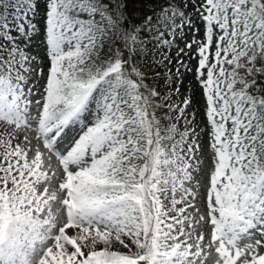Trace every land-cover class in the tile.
Returning <instances> with one entry per match:
<instances>
[{
	"label": "snow or ice",
	"instance_id": "6c2138e0",
	"mask_svg": "<svg viewBox=\"0 0 264 264\" xmlns=\"http://www.w3.org/2000/svg\"><path fill=\"white\" fill-rule=\"evenodd\" d=\"M0 264H264V0H0Z\"/></svg>",
	"mask_w": 264,
	"mask_h": 264
},
{
	"label": "rangeland",
	"instance_id": "374dc122",
	"mask_svg": "<svg viewBox=\"0 0 264 264\" xmlns=\"http://www.w3.org/2000/svg\"><path fill=\"white\" fill-rule=\"evenodd\" d=\"M188 11H189V12L192 11L191 7H189ZM188 38L190 39V35H189ZM35 43L38 45L40 42L37 41V42H35ZM177 43L179 44L180 47H183V46H184V42L181 41V40H179V39H177ZM149 47H151V45H149ZM32 51H33V53H35V52L39 51V49H38L37 47L34 46L33 49H32ZM104 51H107V47H106V46H105ZM165 51H166V50H165ZM176 51H177L176 48H173V49L171 50V56H172L173 58H175V56H176ZM101 55H103V53H101ZM184 59H185V61H187V60H188V57H184ZM195 62H196V61H195ZM195 62L192 60L190 63H191L192 65H195ZM144 70H145L146 74H147L149 77H151V78L154 76L155 72H163V71H164L162 68H159V67H156L154 70L151 69V68H147V67H146ZM190 78H191V75L189 74L188 77H187V78L185 79V81H184L185 85H189ZM153 81H154V80H153ZM156 83H160V84L162 85L163 82H162V81H154V84H156ZM182 91H183V90H182ZM186 94H191V85H189V92L186 93ZM202 120H203V116H200V114L197 112V122L200 123V126H201V127L204 126L203 123H202ZM201 139L204 140L205 142L207 141V137H206V136L201 137Z\"/></svg>",
	"mask_w": 264,
	"mask_h": 264
},
{
	"label": "trees",
	"instance_id": "16d2710c",
	"mask_svg": "<svg viewBox=\"0 0 264 264\" xmlns=\"http://www.w3.org/2000/svg\"><path fill=\"white\" fill-rule=\"evenodd\" d=\"M116 46H119V45H116ZM194 62H195V60H193ZM196 63V62H195ZM148 76V75H147ZM192 79V77L190 78V80ZM147 83H150V84H154V81H153V79L151 78V77H149L148 76V79H147V81H146ZM197 99H200V97H199V94H197V97H196ZM197 107H199L198 105H197ZM199 114H200V116H203V113L202 112H198ZM119 246H117V248H118Z\"/></svg>",
	"mask_w": 264,
	"mask_h": 264
}]
</instances>
